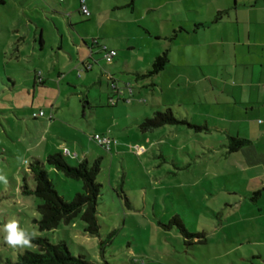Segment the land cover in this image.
<instances>
[{
  "label": "rangeland",
  "instance_id": "1",
  "mask_svg": "<svg viewBox=\"0 0 264 264\" xmlns=\"http://www.w3.org/2000/svg\"><path fill=\"white\" fill-rule=\"evenodd\" d=\"M87 3L92 18L81 13L79 0H6L0 5V173L7 177V184L0 182V264H17L20 254L39 249L33 243L25 248L9 246L4 227L11 221L35 233L34 237H45L54 244L65 242L73 255L97 264L258 262L251 252H264V246L245 239L243 221L253 211L241 202L239 194L245 196L242 179L232 174L234 169L220 160L221 155L212 156L209 148L213 144L222 149L220 139L211 141L208 131L185 124L141 129L147 118L167 109L191 122L188 101H176V0ZM123 4L130 5L116 9ZM168 12L173 14L168 17ZM42 36L44 44L40 43ZM84 40L90 46L96 40L100 46L113 45L122 60V72L125 57L135 70L137 59L151 55V68L156 51L168 53L167 69L149 77L114 75L124 91L133 89L134 102L109 106L105 101L114 89L105 74L116 64L100 59L101 47H94L95 59L100 61L93 71L85 72L80 63L85 53L89 56L83 49ZM130 46L136 49L129 50ZM35 72H42L44 84L35 81ZM52 106L60 109L61 122L49 130L47 119L33 118V114L41 110L49 114ZM109 126H114L115 138L125 143L120 154L114 148L107 152L90 138ZM52 138L80 156L91 152L90 164L101 161L98 237L84 232L79 217L52 232L38 229L42 200L24 195L21 187L25 177L34 186L29 164L42 158ZM50 175L67 201L83 191L81 181L55 172ZM180 223L188 233L199 236L186 237Z\"/></svg>",
  "mask_w": 264,
  "mask_h": 264
},
{
  "label": "crops",
  "instance_id": "2",
  "mask_svg": "<svg viewBox=\"0 0 264 264\" xmlns=\"http://www.w3.org/2000/svg\"><path fill=\"white\" fill-rule=\"evenodd\" d=\"M182 3H187V6ZM5 4L6 0H0V5ZM129 5L116 6V9H123ZM150 11H146L147 14ZM171 14L173 13L168 12V17ZM175 14L176 101L184 104L186 102L181 98L187 100L189 117L187 118L190 119V123L206 127V131L211 135V141L215 137L220 139L218 142L223 148L217 150L211 144L210 151L212 156L221 155L220 160H224L228 167L234 169L232 174L242 179L245 196L238 191L232 193H238L241 202L253 211V215L243 221L246 223L244 224L247 232L245 239L253 241L261 248L264 246V0H176ZM92 17L91 14L90 18ZM142 18L146 19L145 16ZM105 25L106 23H103L101 27L104 28ZM158 38L161 39L163 36L160 34ZM164 38L167 39V36ZM40 43L44 44L43 36L40 37ZM83 44L85 47H81L89 51V56L79 49V53H85L86 56L80 59V63L85 72H90L103 58L100 48L102 45L93 43L90 46L85 40ZM94 47L100 48L99 60L95 59ZM108 48L116 50L113 45ZM128 49L136 48L130 46ZM160 53L156 51L155 55L159 56L162 54ZM147 56L148 58L137 59L138 68L135 70L130 68V60L125 57L123 72L135 73L138 77L144 75L145 70L151 69L152 58L151 55ZM118 58L119 54L113 62L116 66L108 69L105 74L114 89L113 95L108 94L105 102L112 107L119 106L123 101L130 104L134 102L132 97L134 92L124 91L116 83L114 75L123 73L120 68L122 60ZM118 69L121 72H118ZM37 73L34 74L35 81H37ZM78 77L82 78L80 72ZM59 78L61 79V76ZM101 100L103 103L102 98ZM51 109L49 114L44 111L45 116L42 117L47 119L49 130L56 125V122H61L60 109L54 106ZM113 127H104L100 133L116 139L117 145L113 151L115 154H120L125 143L115 138ZM231 137L244 138L249 143L231 151ZM90 138L93 140V137ZM79 140L82 141L81 138ZM58 142L56 138L48 141L42 152V158H46L56 150L64 149L76 153L81 161L90 162L94 157L88 151H84L80 156L77 150L73 152L67 147L61 148ZM251 253L258 261L254 264H264L263 251Z\"/></svg>",
  "mask_w": 264,
  "mask_h": 264
},
{
  "label": "trees",
  "instance_id": "3",
  "mask_svg": "<svg viewBox=\"0 0 264 264\" xmlns=\"http://www.w3.org/2000/svg\"><path fill=\"white\" fill-rule=\"evenodd\" d=\"M169 62L168 53L163 52L157 56L151 69L142 77H149L162 72ZM185 124L195 128L197 131L206 130L204 126H195L185 118L178 119L171 109L157 112L154 117L147 118L141 125L143 131L155 130L166 125ZM244 138L231 137L230 150L248 144ZM77 160L78 164L73 166L68 161ZM101 170L100 159L90 164L87 160H79L65 155L63 151H56L45 159L34 158L30 162L28 172L33 179L32 187L24 178L22 193L26 196H35L42 200L38 211L40 219L37 220L40 232H52L62 225L74 223L80 218L84 223V232L91 237L100 235L101 225L98 217V204L101 197V184L98 182V175ZM51 172L63 174L66 178L83 183V191L78 192L73 200L67 201L56 189L51 179ZM26 176H28L26 172ZM182 233L188 238L199 235L188 233L183 224H179ZM32 243L38 246V251H26L20 254L17 264H97L88 260L85 256L73 255L65 242L51 243L45 237H33Z\"/></svg>",
  "mask_w": 264,
  "mask_h": 264
},
{
  "label": "built area",
  "instance_id": "4",
  "mask_svg": "<svg viewBox=\"0 0 264 264\" xmlns=\"http://www.w3.org/2000/svg\"><path fill=\"white\" fill-rule=\"evenodd\" d=\"M60 1L63 2L64 0H60ZM80 11L86 17L91 16V12L88 8L86 0L80 1ZM94 44H98V42L95 41ZM101 50L104 53L103 58L106 60V62L108 64H112L114 62L115 58L117 57L118 52L114 49L108 48L107 46H101ZM37 75H38L37 76V82L41 85L44 84V78H43L42 72H38ZM130 93H133L132 88H130ZM44 116H45L44 111H40L38 113L33 114V118H42ZM92 139H93V141H95L99 146H101L107 152H112V150H113L112 148H114L117 145L116 139H114L108 135L95 134ZM63 153L65 155L72 157V158L77 157L76 153H71L68 149H64Z\"/></svg>",
  "mask_w": 264,
  "mask_h": 264
},
{
  "label": "clouds",
  "instance_id": "5",
  "mask_svg": "<svg viewBox=\"0 0 264 264\" xmlns=\"http://www.w3.org/2000/svg\"><path fill=\"white\" fill-rule=\"evenodd\" d=\"M0 182L7 184V177L5 174L0 173ZM4 231L7 233L5 240L9 246L13 248L32 246V238L35 236V233L30 234L21 229L16 221L7 223L4 227Z\"/></svg>",
  "mask_w": 264,
  "mask_h": 264
}]
</instances>
